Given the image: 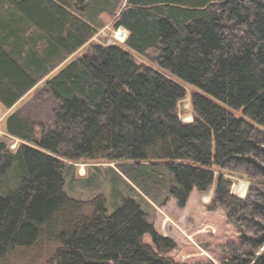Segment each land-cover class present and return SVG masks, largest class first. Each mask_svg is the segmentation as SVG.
Masks as SVG:
<instances>
[{"label":"trees","instance_id":"trees-1","mask_svg":"<svg viewBox=\"0 0 264 264\" xmlns=\"http://www.w3.org/2000/svg\"><path fill=\"white\" fill-rule=\"evenodd\" d=\"M104 14L128 33L125 48L94 44L49 78L44 122L6 119L21 144L0 141V264H180L145 198L183 207L214 182L211 209L241 236L219 264H264V0H0V105L11 109L85 46ZM128 50L195 89L191 122L177 110L185 88ZM82 159L133 163L120 168L137 200L108 214L103 194L68 196L65 161ZM216 168L246 176V196H232Z\"/></svg>","mask_w":264,"mask_h":264},{"label":"rangeland","instance_id":"rangeland-1","mask_svg":"<svg viewBox=\"0 0 264 264\" xmlns=\"http://www.w3.org/2000/svg\"><path fill=\"white\" fill-rule=\"evenodd\" d=\"M101 20L104 23V28L85 46L68 57L49 76L39 82L14 109L20 108L19 112L22 116L32 121L44 122L53 108L49 95L43 92V88L49 78L55 75L66 64L88 53L94 44L118 45L125 48L124 41L128 33L122 29L126 32V37L124 40H120V34L118 33L120 29L114 30L112 28V19L104 14L101 16ZM128 52L138 64L150 66L185 88L187 95L179 102L177 110L181 121L185 123L191 122L193 120V112L190 104V94L195 89L167 70L160 68L157 64L148 61L131 50H128ZM227 110L236 118H241L251 123V120L243 114L242 109L227 108ZM0 111H2V113L0 112V141L5 142L8 148L13 151L21 142L6 133L5 119L7 118V110L0 105ZM256 126L264 130L263 127ZM65 164L64 191L68 196L81 201H89L95 195L103 194L106 199L108 214H112L120 207L123 199L126 197H132L137 200L136 194L132 193L126 185H131L136 189L135 186L125 177L120 168L132 165L133 163L125 161L108 163L103 159H82L76 162L65 161ZM218 173H222L226 179L232 182V196L238 198L246 196L249 187V180L246 176L226 170L220 172L216 168L215 175ZM241 184H245L243 194L237 191V188ZM214 188L215 182L204 193L193 189L183 207H179L177 201L171 196H167L165 202L161 205L155 204L145 198L148 205L146 204L143 208L155 231L162 237L171 239L176 244V249L166 255V257L176 263L203 264L211 262L219 264L222 260L228 258V248L239 243L241 236L237 228L227 221L225 212L222 209H211ZM83 211L86 214H91V205L83 207ZM143 242L153 247L149 235H144Z\"/></svg>","mask_w":264,"mask_h":264},{"label":"bare ground","instance_id":"bare-ground-1","mask_svg":"<svg viewBox=\"0 0 264 264\" xmlns=\"http://www.w3.org/2000/svg\"><path fill=\"white\" fill-rule=\"evenodd\" d=\"M118 33L121 35V36L119 35V39H120V40H124L125 37H126V32L123 31L122 29H120V30L118 31ZM237 191H238L239 193L243 194L244 191H245V184H241V186H239V187L237 188Z\"/></svg>","mask_w":264,"mask_h":264},{"label":"crops","instance_id":"crops-1","mask_svg":"<svg viewBox=\"0 0 264 264\" xmlns=\"http://www.w3.org/2000/svg\"><path fill=\"white\" fill-rule=\"evenodd\" d=\"M33 89H34V88H33ZM33 89H32V90H33ZM27 95H28V94H27ZM27 95H25L22 99L26 98ZM22 99H21V100H22ZM21 100H20L19 102H17V104H15V106H13L11 109H8V110L6 109V110H7V116H6L7 118L10 116V115H9L10 112L13 111L12 114L15 113V112H19V109H20V108H17V109H14V108H16V107L18 106V104L21 102ZM0 112L2 113V111H0ZM7 118H6V119H7ZM6 119H5V120H6Z\"/></svg>","mask_w":264,"mask_h":264}]
</instances>
